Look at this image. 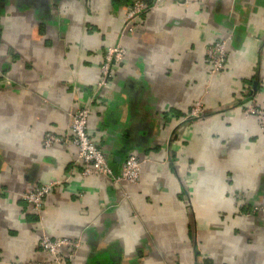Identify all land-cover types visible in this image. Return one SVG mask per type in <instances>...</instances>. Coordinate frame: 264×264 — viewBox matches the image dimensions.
I'll use <instances>...</instances> for the list:
<instances>
[{
  "label": "crops",
  "instance_id": "crops-1",
  "mask_svg": "<svg viewBox=\"0 0 264 264\" xmlns=\"http://www.w3.org/2000/svg\"><path fill=\"white\" fill-rule=\"evenodd\" d=\"M132 1L0 0V264L44 260L42 235L80 241L68 264H264V130L245 112L264 113V0H144L128 32ZM84 107L114 174L142 160L136 184L81 175L67 128ZM51 182L36 216L22 195Z\"/></svg>",
  "mask_w": 264,
  "mask_h": 264
},
{
  "label": "built area",
  "instance_id": "built-area-1",
  "mask_svg": "<svg viewBox=\"0 0 264 264\" xmlns=\"http://www.w3.org/2000/svg\"><path fill=\"white\" fill-rule=\"evenodd\" d=\"M149 6L144 0H133L128 6L124 18V30L133 32L139 18ZM125 58V49L121 45L106 47L103 60L99 67V76L97 89L104 88L113 75V67L120 64ZM226 58L225 40H214L206 50V60L210 72L216 73L224 69ZM245 112L248 115H255L264 130V113L252 105L245 106ZM204 113L203 105L200 101H195L185 116L192 120L198 118ZM90 108H78L70 116V122L67 128L70 142L75 148V161L81 166V175H99L112 180L114 184L126 182L136 184L139 180L142 160L135 155H128L124 158L121 169L118 174H114L109 166L106 153L97 146L91 139L88 130V118ZM184 121V120H182ZM61 140L59 137L47 134L44 139V146L48 147L52 142ZM56 187L55 182L36 186L27 190L22 195V200L28 205L31 212L36 216L40 214L45 198ZM79 240H70L60 238L52 240L47 235H42L38 240V249L45 259L40 262H31L26 264H66V259H71L73 252L79 247ZM65 250V251H64Z\"/></svg>",
  "mask_w": 264,
  "mask_h": 264
},
{
  "label": "trees",
  "instance_id": "trees-1",
  "mask_svg": "<svg viewBox=\"0 0 264 264\" xmlns=\"http://www.w3.org/2000/svg\"><path fill=\"white\" fill-rule=\"evenodd\" d=\"M132 3V2H131ZM147 3V2H146ZM147 5L149 6L150 5V3H147ZM110 166V165H109ZM111 167V169L113 170V167L112 166H110Z\"/></svg>",
  "mask_w": 264,
  "mask_h": 264
},
{
  "label": "rangeland",
  "instance_id": "rangeland-1",
  "mask_svg": "<svg viewBox=\"0 0 264 264\" xmlns=\"http://www.w3.org/2000/svg\"><path fill=\"white\" fill-rule=\"evenodd\" d=\"M69 260V259H66V261ZM69 262L67 261L66 264H68Z\"/></svg>",
  "mask_w": 264,
  "mask_h": 264
},
{
  "label": "water",
  "instance_id": "water-1",
  "mask_svg": "<svg viewBox=\"0 0 264 264\" xmlns=\"http://www.w3.org/2000/svg\"><path fill=\"white\" fill-rule=\"evenodd\" d=\"M255 86H256V85L254 84V86H253V90H255V89H254V88H255Z\"/></svg>",
  "mask_w": 264,
  "mask_h": 264
}]
</instances>
